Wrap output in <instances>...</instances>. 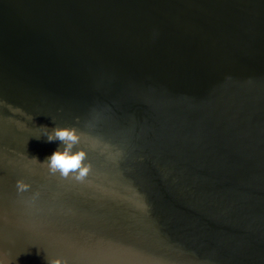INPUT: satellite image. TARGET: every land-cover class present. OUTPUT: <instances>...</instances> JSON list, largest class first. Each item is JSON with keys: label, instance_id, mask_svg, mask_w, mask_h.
<instances>
[{"label": "water", "instance_id": "95a60500", "mask_svg": "<svg viewBox=\"0 0 264 264\" xmlns=\"http://www.w3.org/2000/svg\"><path fill=\"white\" fill-rule=\"evenodd\" d=\"M45 257L264 264V0H0V264Z\"/></svg>", "mask_w": 264, "mask_h": 264}, {"label": "clouds", "instance_id": "9594fccd", "mask_svg": "<svg viewBox=\"0 0 264 264\" xmlns=\"http://www.w3.org/2000/svg\"><path fill=\"white\" fill-rule=\"evenodd\" d=\"M40 129L44 130L41 134L47 137L48 142H59L57 150L40 163L45 165L52 175L80 183L85 182L93 169L88 150L78 147L84 142L85 134L75 126L56 127L51 131L46 127ZM39 137L36 136L37 139ZM33 159L38 161L35 157ZM21 187L25 186L21 183ZM45 259L46 264H70L62 257H45Z\"/></svg>", "mask_w": 264, "mask_h": 264}]
</instances>
